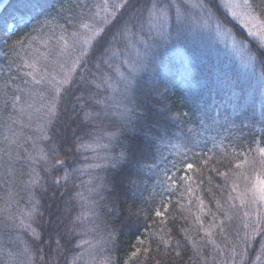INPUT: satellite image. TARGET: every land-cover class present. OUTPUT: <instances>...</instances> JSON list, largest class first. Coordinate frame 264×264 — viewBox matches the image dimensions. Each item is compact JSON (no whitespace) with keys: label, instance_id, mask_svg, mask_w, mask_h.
Instances as JSON below:
<instances>
[{"label":"snow or ice","instance_id":"1","mask_svg":"<svg viewBox=\"0 0 264 264\" xmlns=\"http://www.w3.org/2000/svg\"><path fill=\"white\" fill-rule=\"evenodd\" d=\"M52 8L55 15L45 10L33 29L49 30L42 45L48 54L33 49L35 58L16 66L17 73L31 69L23 73L31 82L11 92V83L0 86V127L8 133L0 139L2 264H264V146L253 147L264 145V0H76L72 8ZM190 8L245 69L243 103L231 91L230 114L216 97L239 86L235 80L200 86L183 113L171 105L167 84L141 83L172 28L188 27ZM28 38L9 47L23 49ZM66 116L75 125L70 136L61 127L70 126ZM254 125L250 142L240 143ZM93 144L103 148L102 162L89 165L98 169L90 173L94 195L76 212L82 185L73 181L84 171L76 165ZM52 185L63 188L51 221L55 240L37 231L41 193ZM177 217L183 223H169ZM133 225L144 228V238L121 258L117 233Z\"/></svg>","mask_w":264,"mask_h":264},{"label":"trees","instance_id":"2","mask_svg":"<svg viewBox=\"0 0 264 264\" xmlns=\"http://www.w3.org/2000/svg\"><path fill=\"white\" fill-rule=\"evenodd\" d=\"M162 2H166V0H162ZM37 3L42 4L43 9L34 8L33 5ZM74 3H76V0H69V1L68 0H11V2L6 7L4 12L0 15V42H2V40L6 37V33L10 25H12L16 29L15 31L16 35H14L16 36L15 39L24 38L25 36L31 37L32 34L39 32V31H34L33 29L31 30L28 27L31 21L45 20L46 19L44 15L45 10L48 13V18L54 16L55 12L53 11L52 8L53 5L55 6V10H61L62 8L65 9L72 8ZM21 23L25 25V27L23 28V30L26 31L25 33L22 32V30H20L23 26L19 28V25ZM37 28H39V25L37 26ZM47 30L48 29H45L44 32H42L41 34L44 36V34L47 33ZM9 38L10 37H8V39ZM27 40L28 39H25L24 43ZM12 44L15 43H11L10 45ZM0 47H6V45H1ZM7 47L9 48V52L7 54H3L4 48H2L1 50L3 55L0 57V86L4 85L5 83H11L12 87L8 89V91L11 92L15 89L16 86H23L22 80L24 79L29 80V77L23 75V73H26L27 68H22L20 73H17L16 71V66L18 64L20 65L23 64V61L21 59L16 58V54H18L19 45L16 46L15 51H13L9 46ZM183 67H184L183 60L179 56H177L169 47H165L164 49L160 47L157 55V59L154 63L153 70L145 74L144 78L141 81L143 85L149 88L157 84H159L160 86L167 84L170 88V91L168 93L169 101L171 102V105L175 109L179 110L180 113L188 111V108L191 106V101L188 99L187 95L189 93H192L191 85L187 80L186 75L183 73ZM10 76H18L19 78L15 81H9ZM70 108H71V104H69V109ZM68 115H70V113ZM256 119L259 120V117L256 116ZM65 122L68 123L70 126L65 128L62 125L61 127L63 128V132L67 133L70 136L72 132V128L75 127V125L71 124V122L68 119V116L65 117ZM189 126L196 128V131H201V129L197 128L196 125H189ZM258 127L259 125H254L253 128L245 129L244 131L248 133V139L241 138L240 143L243 144L249 143L252 132L255 131V128ZM208 135L209 134L207 132L204 133L205 137H207ZM212 135H216V133L213 132ZM237 135L239 136V133H237ZM260 135H261L260 133L258 132L256 133L257 140L260 139ZM217 138L219 139V137ZM207 146L208 147L212 146L210 140ZM224 146L225 147L229 146L227 140L224 141ZM257 146H264V145H253V147H257ZM201 147H203V143L201 144ZM162 150L167 153L170 149H162ZM235 151H240V148L237 147ZM87 155L88 153H86V151H83V155L79 156L78 163L76 165L78 168L80 166L81 161ZM61 175H63V173H61ZM23 178H27V176H24ZM75 185H76V181L74 179L73 186L75 187ZM75 190L77 191V188H75ZM3 191L4 189L0 188V196L3 195ZM62 191L63 188L56 190L55 185H52L47 192L41 193L42 195L41 202L43 204V210L45 211V215L42 218V224L40 225V227H37V231H40L42 228L45 239H47L48 234L51 233L53 240H55L56 237L55 225L51 223V221L56 220L57 205L62 204V200L60 197V192ZM177 192H179V188H177ZM144 195L147 196L148 193H145ZM172 199L176 200L179 199V197L174 196L172 197ZM158 200L159 197H157V201ZM80 203L81 201H79V203L77 204L76 212L81 211V208L79 206ZM129 203H131V201H129ZM212 207H214V205H212ZM142 216L143 214H141V218ZM169 223L170 224L176 223L178 225L180 223H183V221H181L179 217H177L176 221L173 222L170 220ZM34 227H36V225H34ZM137 227L139 226L133 225L130 228H124L118 231L117 243L119 244L121 249L120 251L121 258H124L125 253H128L131 250L132 246L135 245L137 238L140 239L144 238V228L140 227L139 232H137ZM117 228L120 229V226L117 225ZM214 238L217 240V242H219L221 239L219 236H216ZM77 251H80V249H77ZM0 264H2V259H0ZM152 264H155V261H152Z\"/></svg>","mask_w":264,"mask_h":264},{"label":"rangeland","instance_id":"3","mask_svg":"<svg viewBox=\"0 0 264 264\" xmlns=\"http://www.w3.org/2000/svg\"><path fill=\"white\" fill-rule=\"evenodd\" d=\"M69 1V0H68ZM103 0H87V3L90 4H99L102 3ZM183 2V0H181ZM191 4L198 3V0H190ZM76 3H74L75 5ZM73 5V7H74ZM191 20L189 22L188 27L176 29L172 28V40L166 46L162 45L161 47L164 49L165 47H169L177 56H179L183 60V73L186 75L187 80L189 81L192 89V93H198L200 91V86L205 84H213L217 86L223 85L226 81L235 80L239 86L234 89L227 90L228 95H225L224 92H221L219 96L216 97L217 101L221 99L224 101L223 107L221 108V112L223 113L225 110L230 114L231 108L229 106V99L231 96V91H235L238 95V102L243 103V93H241V87L246 86L244 84V73L245 69L240 66L239 60L236 58L234 54H232L223 43H221L218 38L211 32L205 31L201 29L196 23V17L199 14V10L196 8H190ZM23 25L20 24L19 28ZM37 21H31L29 23V28L32 30L37 28ZM55 26V24L51 25V27ZM38 29V28H37ZM16 29L11 25L10 30L7 32L10 35L9 39H6L5 42H0L1 45H6V47H0V55L7 54L9 52V46L11 43H15L17 38L15 39ZM49 30H47L48 32ZM42 32H36L32 34L31 37L24 43V48L21 49L20 46L18 48V54H16V58L21 59L23 62L27 59L31 61L35 58V54L33 53V49H39L41 52H44L46 55L48 54V49H45L42 45L48 39L47 35L44 36L41 34ZM9 40V41H8ZM6 43V44H5ZM55 45V40H53L50 44V47ZM2 48L4 53L2 54ZM54 51H58V49H54ZM139 51V48L134 46L131 55L135 56ZM165 51V50H163ZM55 59V56H50L49 60ZM157 59V58H156ZM44 63L41 60V63L37 65L38 68H41V65ZM41 70H43L41 68ZM51 70V69H49ZM125 69L121 68V71ZM31 71V69H26V72ZM118 78V77H117ZM29 81L31 82V77H29ZM39 87V86H36ZM210 102V101H209ZM232 102H237L235 99ZM37 108L40 107V97L39 95L35 96L33 101ZM256 116H260L261 108L257 104L256 108ZM215 114V112L213 113ZM223 116H221V120ZM39 123L38 120L34 119L33 128ZM7 133V129L0 127V139L2 136ZM100 144H103V141H100ZM95 149V150H93ZM89 157L88 160L85 158L81 161L79 168H83L84 171L82 173L77 174L75 178L76 185H82L81 187H77V191L82 194L83 200L81 203L84 204V210L90 206L91 197L94 195L89 192V181H90V173L94 171H98V169H94L89 167L90 164L101 163L97 157V153L103 155V148L98 147L95 144L92 145L88 150H86ZM27 179V178H23ZM6 195L5 190L3 191V195ZM3 204V200H0V205ZM23 204V202H22ZM21 204V208L24 206ZM86 239H92V237L86 236ZM94 242V241H93ZM87 248V245L84 246ZM8 249L6 248L5 254Z\"/></svg>","mask_w":264,"mask_h":264},{"label":"water","instance_id":"4","mask_svg":"<svg viewBox=\"0 0 264 264\" xmlns=\"http://www.w3.org/2000/svg\"><path fill=\"white\" fill-rule=\"evenodd\" d=\"M11 0H0V14L5 9V7L9 4Z\"/></svg>","mask_w":264,"mask_h":264},{"label":"bare ground","instance_id":"5","mask_svg":"<svg viewBox=\"0 0 264 264\" xmlns=\"http://www.w3.org/2000/svg\"><path fill=\"white\" fill-rule=\"evenodd\" d=\"M22 24V23H21ZM23 25V27L20 29V30H22V32H26L25 30H23V28L25 27V25L24 24H22ZM20 26V25H19ZM21 35H22V33H21ZM2 55H0V57H1Z\"/></svg>","mask_w":264,"mask_h":264}]
</instances>
